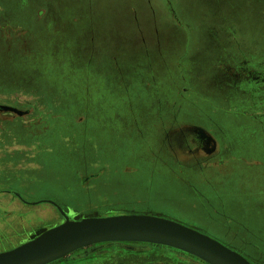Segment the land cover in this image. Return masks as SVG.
Instances as JSON below:
<instances>
[{
	"label": "rangeland",
	"instance_id": "374dc122",
	"mask_svg": "<svg viewBox=\"0 0 264 264\" xmlns=\"http://www.w3.org/2000/svg\"><path fill=\"white\" fill-rule=\"evenodd\" d=\"M238 65L264 70V0H0V104L25 112L0 113V190L70 206L73 188V218L161 215L253 262L264 252V87L233 85L225 69ZM186 124L209 135L207 152L172 141ZM99 171L100 189L81 200L79 177ZM22 209L29 219L0 211L18 228L0 247L62 220L48 202ZM96 247L51 264H97L103 252L106 264H209L155 243Z\"/></svg>",
	"mask_w": 264,
	"mask_h": 264
},
{
	"label": "water",
	"instance_id": "95a60500",
	"mask_svg": "<svg viewBox=\"0 0 264 264\" xmlns=\"http://www.w3.org/2000/svg\"><path fill=\"white\" fill-rule=\"evenodd\" d=\"M4 111L25 113L14 106L0 104V113ZM60 210L65 216L61 223L41 228L28 240L1 251L0 264H49L82 248L97 245L95 249H99L118 242L171 246L209 264H254L206 232L172 218L149 213L72 218Z\"/></svg>",
	"mask_w": 264,
	"mask_h": 264
},
{
	"label": "flooded vegetation",
	"instance_id": "af4514ba",
	"mask_svg": "<svg viewBox=\"0 0 264 264\" xmlns=\"http://www.w3.org/2000/svg\"><path fill=\"white\" fill-rule=\"evenodd\" d=\"M227 69H225V70L229 71V76L231 78H233L232 84L233 85L236 84V87L237 88L239 87L241 90H242V88H243L242 86H244L243 84L246 80H248L252 76L253 77L257 76V75L254 76V73L252 71L243 68V66H241V65L237 66L238 70L236 72L231 71L229 68H227ZM171 134H172V136H171ZM171 134H170V136H171L172 141L177 143V145L180 148L187 150L188 153L207 152L209 150L210 145L212 144L209 135H207L206 133L199 132V130H197L193 124H188V125L186 124V125H183L181 127H177V129L172 131ZM180 163H182V162H180ZM183 164L185 165L187 163H182V165ZM190 166H191V164L188 165L187 167H190ZM102 175H103V173L99 171V172H94V173L89 172V173L84 174L81 177H79L80 180H79V184H77V185L79 186V191L83 192V199H81V200H84L85 199L84 197H88L89 194L94 193V191L97 192L98 189H100V185H102V182H98V181L94 182V181L96 179L101 178ZM195 175H197V174H195ZM200 175H202V174H198L199 177H200ZM203 179H205V178H203ZM89 186H90V188L87 189ZM72 189L73 188L66 190V193L68 194L67 197H69V198L66 199L65 201L72 202L69 204H72L74 206H72V205H70V206H72L74 208V210H78L77 209L78 206L74 202L76 195L71 193ZM82 192H80V193H82ZM70 194L75 195V197L70 196ZM87 199L88 198H86V200ZM62 206H63L66 214L73 218L74 215L71 214V211L73 210V208L68 206V203L66 205L64 204ZM59 214L62 217V219L64 220L65 216L63 215V213H61L59 211ZM32 232H33V230L32 231L30 230L28 232V234H26L27 236L25 238H28V236L34 234L35 231L33 233ZM256 237L257 236L253 235L254 239H256ZM261 249H262V251H264V248L261 247L259 250H261ZM101 250H104V248L97 249V252H99ZM104 254H107L108 256L107 255L104 256V259L97 264H106L105 259H108L109 256H111L109 252L97 253L95 255H104ZM255 258H254L255 260L251 259L255 264H264V252L261 253V251H260V252L256 253Z\"/></svg>",
	"mask_w": 264,
	"mask_h": 264
},
{
	"label": "crops",
	"instance_id": "0c3cea01",
	"mask_svg": "<svg viewBox=\"0 0 264 264\" xmlns=\"http://www.w3.org/2000/svg\"><path fill=\"white\" fill-rule=\"evenodd\" d=\"M243 68H245V69H248V70H250V71H252L253 73H254V76H256V77H253V81H251V83L249 82V81H245L244 82V84H255V85H261L262 87H264V70H262V69H260V68H258V67H243ZM77 178V177H76ZM77 180V179H76ZM80 180V179H79ZM29 184V183H28ZM22 188V187H21ZM23 189V188H22ZM70 189V188H69ZM69 189H67V190H69ZM3 192H5V193H3ZM0 194H5V196L6 195H9V194H11L13 197H14V199H13V201H12V203L10 202V203H8V202H6V203H0V206H4L5 208L4 209H0V211H8V212H11L12 214H9V215H13L14 217H16V215H17V217L18 218H22V219H25V218H28L29 219V215H26V213H28V211L26 210H24V209H22L23 207H26V205H37V204H39V203H42V202H48L50 205H53V206H55V208H56V211L59 213V211L61 212V210H60V208H62L63 210H64V208H63V206L62 205H64V202H62L63 200H57L56 199V201H53V200H49V199H43V200H40V201H35V202H29V200H27V199H25V198H22V196H18V195H15V194H13L12 192H10V191H7L6 189H2V190H0ZM1 198H2V196H0ZM6 198H8V197H6ZM5 198V199H6ZM18 199V200H17ZM21 204L22 205H25V206H21ZM17 206H20V208L18 207V208H15V207H17ZM14 212H16V213H14ZM62 213V212H61ZM29 214V213H28ZM14 217H10V218H8V217H6L5 219L2 217V216H0V227L2 228V223H5L6 222V225L3 227V229L5 230V232L2 234L1 233V235L0 236H7V237H10V236H12V235H14L15 234V231L18 229V228H16L17 226H9V224H10V222H12L10 219L11 218H14ZM63 221V219L62 220H60L59 222H56V223H54V224H52V226H54V225H56V224H59V223H61ZM52 226H44V227H42V228H48V227H52ZM14 228V229H13ZM2 229V230H3ZM13 229V230H12ZM39 229H41V228H39ZM12 230V231H11ZM30 230V229H29ZM3 232V231H2ZM14 232V233H13ZM35 234V233H34ZM34 234H32V235H34ZM252 234V233H251ZM32 235H30V236H28V238H22V239H17V240H15V241H13V244L11 245V246H8V248H5V247H0V252L1 251H4V250H7V249H10V248H13V247H15V246H17V245H19L20 243H22V242H24V241H26V240H28ZM252 235H254V236H257V235H255V234H252ZM259 238H261V240H263V238H262V236H258ZM19 240V241H18ZM258 241V240H256V239H254L253 240V242L254 243H262V241ZM3 243H10V242H7V241H5L4 239L3 240H1L0 241V246H3V245H1V244H3ZM12 243V242H11ZM107 254H104V255H93V256H102L103 258H104V256H106ZM108 256V255H107ZM90 257V256H89ZM61 260V259H60ZM59 260H57V261H54V262H58ZM54 262H51V263H54ZM51 263H49V264H51Z\"/></svg>",
	"mask_w": 264,
	"mask_h": 264
}]
</instances>
